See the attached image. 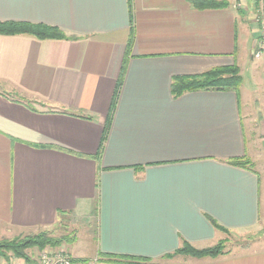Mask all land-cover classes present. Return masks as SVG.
<instances>
[{
  "label": "crops",
  "instance_id": "0c3cea01",
  "mask_svg": "<svg viewBox=\"0 0 264 264\" xmlns=\"http://www.w3.org/2000/svg\"><path fill=\"white\" fill-rule=\"evenodd\" d=\"M223 1L0 0V22L76 37L0 34V237L71 220L75 241L81 227L95 239L71 264H264V250L166 263L252 231L264 207V115L242 68L264 0ZM235 64L239 92L172 93L178 76ZM246 157L252 169L235 164Z\"/></svg>",
  "mask_w": 264,
  "mask_h": 264
},
{
  "label": "trees",
  "instance_id": "16d2710c",
  "mask_svg": "<svg viewBox=\"0 0 264 264\" xmlns=\"http://www.w3.org/2000/svg\"><path fill=\"white\" fill-rule=\"evenodd\" d=\"M198 9H222L228 7V2L217 0H189ZM261 0H256V4L260 5ZM264 21V20H263ZM0 34L7 36L15 35H29L40 40H70L76 37L68 36L64 31L58 27L49 26L45 24H34L28 22H0ZM133 39H130L127 48V57L130 55ZM127 65L125 60L124 68ZM123 68V72H124ZM243 84L241 70L238 65H231L225 67L214 68L199 75L193 76H178L174 79L172 84V93L175 97L181 96L187 92H194L200 90H233L239 92ZM114 106V105H113ZM102 147V146H101ZM235 164L244 168L252 169L253 165L250 160L241 158L235 160ZM69 241L67 236L58 238L46 232L40 233H23L10 239L0 240V257L10 261L14 259H22L28 264H38L33 259L29 251L42 252L46 248H55L61 246L63 243ZM70 242V241H69ZM225 243L220 241L212 247L197 249L190 243H184L181 248L176 250L173 254L166 257L173 256H190L197 259L203 258H218L227 255ZM130 263H146V258H125ZM106 261H120L113 256H103Z\"/></svg>",
  "mask_w": 264,
  "mask_h": 264
},
{
  "label": "rangeland",
  "instance_id": "374dc122",
  "mask_svg": "<svg viewBox=\"0 0 264 264\" xmlns=\"http://www.w3.org/2000/svg\"><path fill=\"white\" fill-rule=\"evenodd\" d=\"M255 3H256V0H253V4ZM238 8L244 9L245 7L239 6ZM256 9L253 11V15H252L253 25L251 26V29L254 34L255 33L257 34V38L254 43L255 46L253 47V51H252L253 58L256 59L257 61L253 60V61H250L247 65L243 64L242 68H243V71H245L246 84L250 83L253 88V92L249 93V97L251 96L250 99L258 100L260 102V106L253 105V108L257 109L256 110L257 113L259 112V110L262 111L264 115V52H263V55L261 56V58L263 59L261 58L258 59L255 57V54L257 53V51L261 49L260 45L264 44V21H263L264 20V5L262 6L260 11H257ZM241 76H242V73H241ZM252 76H253V80H252ZM258 77H261L262 80L260 81ZM254 139L255 138L253 137V140H252L253 143H254ZM246 159L250 160L252 165H255L253 164V161L250 157H246ZM74 228H75V224L71 220L70 221L66 220L64 227L61 224V226L57 225V227L52 228V229H45V230L34 232L33 234L40 233V232H46L58 238L67 236L70 242L68 241L67 243H63L59 247L46 248L42 252L29 251V253L31 255L33 254V259H35L38 262V264H44L43 263L44 256H47L48 258H53V259H56V258L60 259L61 257H63L64 259L67 258L70 261H72L70 250H72L73 252H77L81 255H85V256L89 255L92 252V244H93L92 242H94L95 240L94 235L92 234L82 235L81 234L82 227H81L79 229V232H80L79 239L80 240L78 239L77 241H75L74 240L75 235L73 231ZM4 238L10 239V237L5 236V237H0V240ZM220 241L225 243L226 251L229 252L228 254H231V255H239V254H245V253H249L253 251L264 250V207L261 212L260 222L255 229L245 234H241V233L224 234V237L221 238V240H219L212 246H215ZM76 242H78L77 245H75ZM92 255H95V254L91 253L89 256H92ZM179 256L181 257H178L177 259H180V261L184 263H189V262L191 263V261H193V259H191L190 256H183V255H179ZM177 259L173 260L170 258L166 260V263H169V262L173 263ZM0 264H28V263H26L22 259L12 258L10 261H7L0 257Z\"/></svg>",
  "mask_w": 264,
  "mask_h": 264
},
{
  "label": "built area",
  "instance_id": "2783aa9c",
  "mask_svg": "<svg viewBox=\"0 0 264 264\" xmlns=\"http://www.w3.org/2000/svg\"><path fill=\"white\" fill-rule=\"evenodd\" d=\"M261 49H259L257 51V53L255 54V57L256 58H261V56L263 55V52H264V44H261ZM72 261H70L69 259H64L63 257H61L60 259L59 258H56V259H53V258H48L47 256H44L43 257V263L44 264H71Z\"/></svg>",
  "mask_w": 264,
  "mask_h": 264
}]
</instances>
